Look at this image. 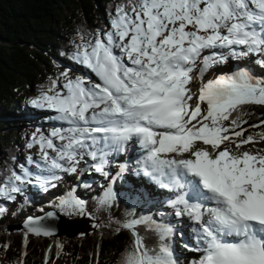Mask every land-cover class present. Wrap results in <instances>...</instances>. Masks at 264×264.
I'll list each match as a JSON object with an SVG mask.
<instances>
[{
  "label": "snow or ice",
  "instance_id": "snow-or-ice-1",
  "mask_svg": "<svg viewBox=\"0 0 264 264\" xmlns=\"http://www.w3.org/2000/svg\"><path fill=\"white\" fill-rule=\"evenodd\" d=\"M110 25L78 44L74 54L95 80L61 73L62 86L52 80L31 100L69 125L47 136L33 133L28 147L39 145L43 163L36 162L37 167L48 175L33 179L22 166L20 174L13 171L0 183V197L14 200L12 194L21 192L25 182L54 187L52 181L60 179L56 170L76 172L86 156L96 161L95 171L107 175L109 156L138 145L144 154L135 161L137 168L160 187L179 190L169 204L177 216L186 214L200 225L205 247L192 264H264V150H239L256 136L264 140V132L244 137L247 121L240 111L246 104L264 106V78L240 68L207 80L194 106L188 87L197 68L203 80L210 67L230 57L259 55L257 62L264 66V0H124ZM225 141L236 150L221 148ZM114 199L109 187L102 203ZM57 207L66 214H86L85 202L74 195ZM5 211L0 206V214ZM42 219L29 218L28 232L50 235ZM149 220L139 217L122 225L133 240L120 264H175L166 242L169 226L155 225L161 241L156 251L136 231Z\"/></svg>",
  "mask_w": 264,
  "mask_h": 264
},
{
  "label": "trees",
  "instance_id": "trees-1",
  "mask_svg": "<svg viewBox=\"0 0 264 264\" xmlns=\"http://www.w3.org/2000/svg\"><path fill=\"white\" fill-rule=\"evenodd\" d=\"M124 0H0V183L13 171L24 165L20 155L27 152L33 133L31 125L36 110L31 100L46 90L52 76L72 70L77 74L83 66L75 58L77 45L90 40L97 31L103 33L110 25L116 6ZM83 38V40H82ZM255 59V58H254ZM253 62V61H252ZM227 70V62L215 65ZM250 71L257 78H264V67L253 62ZM61 85L58 84V87ZM242 124L244 137L264 132V106L246 104ZM238 113L232 114L233 118ZM230 121H225L228 126ZM252 125H260L252 127ZM39 132L43 133L39 126ZM241 139V138H240ZM264 140L259 136L253 142ZM30 157L31 155L28 154ZM88 172L75 180L72 192L55 199L35 197L31 192L13 193L14 200L0 197V206L6 211L0 214V263L9 264H120L124 253L132 244V233L122 225L134 218L149 217V223L136 226L148 249L158 250L160 233L155 225H165L172 213L160 214L156 207L161 203L150 192H134L136 186L112 174ZM111 188L115 199L102 203L105 191ZM68 195L85 202L86 217L90 220L86 233L77 235L41 236L28 232L27 216H38L50 209L63 215L66 211L57 207ZM164 203V202H163ZM119 229V231L117 230ZM166 242L173 250L170 236ZM3 260V261H2Z\"/></svg>",
  "mask_w": 264,
  "mask_h": 264
},
{
  "label": "rangeland",
  "instance_id": "rangeland-1",
  "mask_svg": "<svg viewBox=\"0 0 264 264\" xmlns=\"http://www.w3.org/2000/svg\"><path fill=\"white\" fill-rule=\"evenodd\" d=\"M251 56H254L255 58L262 59V57H260L259 55H250L247 57H238L237 62H235V63L233 61H230V59H228L227 60L228 71L233 70L235 64L239 65V66L240 65H242V66L250 65L251 61H252ZM232 60H233V58H232ZM258 71L261 72V71H264V69L258 70ZM216 72H218V70H214L213 68L210 67V69H208L204 73L203 80H201L197 74L198 73V68H197V70H195L193 75H192L193 78L189 84L190 89L194 92L195 91L199 92L200 86L203 82H206L207 80H211V79L216 78ZM67 74L69 77H72V78H74L76 76H85V77H91L94 80L96 79L94 74H92L90 72V70L87 67H85L84 65L79 69L78 75L74 74L72 70L67 71ZM52 77H54L57 81H59L60 85L62 86V83H64V79H65L63 76H58V77L52 76ZM195 95H197V94H195ZM192 102H193V100H192ZM201 107H202V109H206V104H202ZM39 111L41 113L48 115V119L45 121L44 125L42 126L44 129H46L45 130V132H46L45 136H47L53 128H65L63 126L64 124H62L61 121L55 119L57 113L54 110L47 109V108H41ZM52 120H55V121L52 122ZM48 124H50V125H48ZM47 127H49V130H47ZM234 139L236 141H238L240 138H234ZM54 143L59 145L61 142L59 140H54ZM222 146L224 148L227 147L233 151L236 150L235 145L232 141H225ZM242 149L253 152V153H255L259 150H264V148H261V143H258V142H251L249 144L243 145L239 150L242 151ZM125 157H126V154L118 155V156L114 157L111 160V162H112L111 165H114L116 163L115 162L116 159H120V161H121V158H122V162H120L119 168H120V171L123 172V174H122L123 179L131 180L132 182L137 181L136 185L139 189H144L146 187V189L149 190V186H145V184H144L145 182L143 183L142 178L132 179L131 176L126 174V171L130 172L131 169L137 168L135 161L138 159L132 158V159H130L129 162L125 163V162H123ZM35 158H36V162H39L41 164L43 163L40 160V152H37L35 154ZM89 159H90V157L86 156L84 158V160L80 161V163L77 165L76 172L69 173V172L59 171L60 180L58 181V184H55V189L52 191V193L45 195L46 196L45 199H50V196H52L54 193L59 194V193H61L62 190L66 191L68 189V187H72L73 182L76 179V174L85 175L87 172H96L95 168L93 167V165L96 163V161H93L92 159L89 160ZM26 162H27L28 167H31V165L33 164V163L29 162V159H27ZM121 165H124L123 170H121ZM42 170H44V169H42V168L35 169L34 173H32L33 179L36 176V173H40ZM104 171H105V169H104ZM100 174H102V173L100 172ZM32 185L33 186L36 185L35 182H32V183L25 182L22 186L28 187V186H32ZM151 190L152 189H150V191ZM155 193H152V194H155ZM163 195L169 201L172 200V194L167 193V194H163ZM41 199H43V198H41ZM174 199H176V198H173V200ZM167 209H170V210H173L176 212V208L172 207L171 205ZM163 210H165V209H163ZM67 217L72 218V219L74 218L75 220H77L76 226L73 225L74 223L72 220H70V221H72L71 222L72 225L67 224L66 229L69 230L68 235H72L77 230L81 232V231H86L87 229H89L90 220L88 219V217H86V215H80V214L74 213V215L67 216ZM46 220H50L52 222L53 226L55 227L59 221V218L56 215H54L52 217H47ZM45 221L41 220L40 225L42 227L46 228L47 230H49L50 232H52L53 229H48ZM171 224L174 225V227L171 228V234L173 236V243L175 245V249H174V251H172L175 264H192L193 261L199 259L200 255H201L199 252H201V249H203V247L199 248L196 245V239H195V237H197V231H196L197 225H196V223L193 222V220L191 219L190 216L185 214V215L178 216V218L174 219V221ZM176 225H178V227H176ZM41 236H47V235H41ZM200 238H201V234H200ZM195 248L196 249L199 248L198 249L199 252L195 251ZM6 264H9V262H6Z\"/></svg>",
  "mask_w": 264,
  "mask_h": 264
},
{
  "label": "bare ground",
  "instance_id": "bare-ground-1",
  "mask_svg": "<svg viewBox=\"0 0 264 264\" xmlns=\"http://www.w3.org/2000/svg\"><path fill=\"white\" fill-rule=\"evenodd\" d=\"M58 218H59V217H58ZM46 219H47V216H44V218H43L42 220L45 221ZM45 222H46V226H47L48 229H53V230H52V232H53L52 235H58V233H62V234H63V233H67V232L69 231V230L66 229L67 224H69V225L71 224V225H72V223H71L72 221H70V223H67V224H66L62 218L59 219V221H58V223H57V225H56L55 227L53 226V224H52V222H51L50 220H46ZM63 222H64L65 224H64ZM63 227H64V228H63ZM199 235H200V234H199ZM195 239H196V245H197L199 248H200V247H203V248H204V244H203V241H204V240L201 239V238H199V240H200V243H199L198 240H197V237H195ZM199 248H197V249L195 248V251L198 252V249H199ZM201 252H202V249H201Z\"/></svg>",
  "mask_w": 264,
  "mask_h": 264
},
{
  "label": "water",
  "instance_id": "water-1",
  "mask_svg": "<svg viewBox=\"0 0 264 264\" xmlns=\"http://www.w3.org/2000/svg\"><path fill=\"white\" fill-rule=\"evenodd\" d=\"M48 212H54L55 213V215L57 216V217H60V218H62L63 220H64V222L67 224V223H70V220H72L73 221V225L74 226H76L77 225V223H76V221L77 220H75L74 218L72 219V218H69V217H67V216H64V215H62V214H58V212H56L55 210H50V211H47V212H45V213H43V214H41V215H38V216H27L26 217V219H25V222H23L22 224H20V226L19 227H23L24 225L23 224H25L26 223V221L27 220H29V218H32V219H35V218H44V216H46V213H48ZM59 218V219H60ZM63 222V223H64ZM64 223V224H65ZM86 233L87 231H76L75 233H73L72 234V236H74V235H77L78 233ZM51 234L50 235H47V236H52V234H53V232H50ZM69 232H67V233H65V234H68ZM60 234H62V233H58V235H60ZM43 235V234H42Z\"/></svg>",
  "mask_w": 264,
  "mask_h": 264
}]
</instances>
